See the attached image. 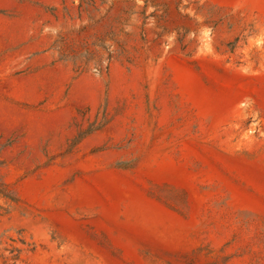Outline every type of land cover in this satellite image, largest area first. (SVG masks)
Masks as SVG:
<instances>
[{
	"label": "rangeland",
	"instance_id": "obj_1",
	"mask_svg": "<svg viewBox=\"0 0 264 264\" xmlns=\"http://www.w3.org/2000/svg\"><path fill=\"white\" fill-rule=\"evenodd\" d=\"M0 191V264H264V0H0Z\"/></svg>",
	"mask_w": 264,
	"mask_h": 264
},
{
	"label": "trees",
	"instance_id": "obj_2",
	"mask_svg": "<svg viewBox=\"0 0 264 264\" xmlns=\"http://www.w3.org/2000/svg\"><path fill=\"white\" fill-rule=\"evenodd\" d=\"M83 2V1H82ZM62 57H64V58H66L67 56L66 55H64V56H62ZM84 59V61L83 62H81V61H79L80 59ZM111 58H112V56H111V54H108L107 55V59H106V62H107V65L103 68L102 67V64H103V59H102V57L101 56H99V55H94V53H91V52H85L84 54H81V55H74V56H72V57H70V59H72V61H73V63L75 64V65H77L76 66V69H79V67L81 66V63H83V64H87V63H90L91 61H94L93 63H94V65L96 66V70L97 71H99V72H101L103 69H107L108 68V66H109V62H110V60H111ZM0 195L2 196V197H4V198H7V196L5 195V194H3L1 191H0ZM10 239V238H9ZM13 241V240H12ZM21 243H23V242H21ZM10 252V251H9Z\"/></svg>",
	"mask_w": 264,
	"mask_h": 264
}]
</instances>
